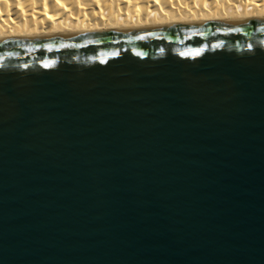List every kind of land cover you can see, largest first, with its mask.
Listing matches in <instances>:
<instances>
[{"label": "water", "instance_id": "obj_1", "mask_svg": "<svg viewBox=\"0 0 264 264\" xmlns=\"http://www.w3.org/2000/svg\"><path fill=\"white\" fill-rule=\"evenodd\" d=\"M0 264H264V21L0 41Z\"/></svg>", "mask_w": 264, "mask_h": 264}, {"label": "bare ground", "instance_id": "obj_2", "mask_svg": "<svg viewBox=\"0 0 264 264\" xmlns=\"http://www.w3.org/2000/svg\"><path fill=\"white\" fill-rule=\"evenodd\" d=\"M264 21V0H0V41Z\"/></svg>", "mask_w": 264, "mask_h": 264}]
</instances>
